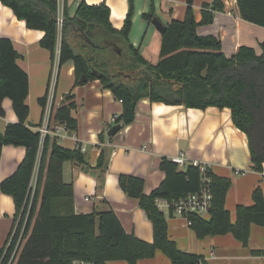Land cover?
I'll return each mask as SVG.
<instances>
[{"label":"trees","instance_id":"obj_1","mask_svg":"<svg viewBox=\"0 0 264 264\" xmlns=\"http://www.w3.org/2000/svg\"><path fill=\"white\" fill-rule=\"evenodd\" d=\"M0 2L28 28L43 31L39 44L49 51L52 60L59 40L57 66L71 61L75 84L97 79L103 89L111 90L122 103L115 124L123 127L133 122L141 98L199 109L227 107L234 126L246 134L251 169L260 168L264 161V42L260 43V54L251 47L238 46L228 57L217 37L197 34L196 27L210 23L212 12L222 7L220 0L202 4L199 22L193 18V1L185 0L183 20H171L160 33V54L154 64L129 42L132 0H128V11L118 29L113 28L104 2L88 4L81 0L70 13L64 0L61 24L57 22V0ZM236 2L243 20L264 28V0ZM142 17L152 21L156 17L153 7ZM17 57L12 40L0 37V116L4 115L2 100L8 97L17 117V122H9L0 130V151L7 144L24 147V157L15 171L0 182V190L11 195L15 206L10 233L0 246V264H107L115 260L138 264L141 258L153 257L158 249L172 264H211L199 254L182 251L169 239L166 215L157 204L158 199L168 203L185 199L204 187L212 197L208 216L187 215L188 226L198 239L230 233L241 245L248 246L250 226L264 227V186L254 188L251 205L235 207L232 222L225 207L226 193L232 185L229 178L216 175L208 166L204 170L191 162L180 166L165 156L158 164L164 177L148 194L144 193L141 177L118 176L122 191L138 201L151 221L152 242L123 229L110 207L74 213L73 185L63 179V163L74 162L93 174L97 186L102 187L110 149L100 146L96 164L89 166L80 144L68 149L59 144V136L46 134L41 139L26 121L28 75L17 65ZM82 76L85 82H79ZM47 97L46 92L37 100L42 113ZM75 107L72 92L64 94L57 105L52 103L48 128L53 130L60 124L68 132H76ZM104 136L99 134L100 143ZM168 212L172 213L171 206Z\"/></svg>","mask_w":264,"mask_h":264},{"label":"crops","instance_id":"obj_2","mask_svg":"<svg viewBox=\"0 0 264 264\" xmlns=\"http://www.w3.org/2000/svg\"><path fill=\"white\" fill-rule=\"evenodd\" d=\"M88 4L104 2L109 7V20L113 28L118 29L124 22L128 11L127 0H84ZM193 18L201 20L203 3L212 0H192ZM222 7L212 12V21L199 24L196 33L212 35L220 40L221 50L231 56L238 46H247L261 53L260 43L264 42V28L247 22L239 15L236 0H220ZM133 13L128 33L129 42L149 62L159 59L161 43L160 32L152 21L143 19L153 7L154 14L165 26L171 20H183L185 0H132ZM70 13L75 5L68 0ZM43 31L30 29L23 19H18L12 9L0 2V37L12 40L17 53L16 63L28 75L29 106L27 123L37 130L43 117L49 119L52 103L57 105L62 96L72 92L76 103L72 111L78 121L76 132H65L62 125L56 124L59 144L73 149L78 144L89 166L96 164L100 146L110 150L103 186H97L93 174L85 172L74 162L66 161L62 165L63 179L73 185L74 213H91L110 207L118 216L123 229L132 232L138 239L152 242L151 221L138 201L126 195L119 186L118 176L129 174L141 177L144 181V193L148 194L160 184L164 177L159 168V160L165 156L174 159L182 155L184 164L197 162L205 164L216 175L232 181L226 193L225 207L230 212L231 221H235V207L238 204L251 205L252 191L260 183L259 175L251 169L249 147L246 134L232 123L227 107L205 108L184 107L183 105L164 104L141 98L137 102L134 121L121 127L112 136L106 135L109 126L115 124V117L121 113L122 103L116 100L108 88H102L97 79L75 84L71 61L57 66L59 40L52 60L49 51L40 46ZM47 92L48 97L44 113L37 100ZM4 115L0 116V130L7 123L17 122L11 100L6 97L1 103ZM99 134L105 135L100 143ZM24 157V147L12 144L3 145L0 151V182L11 175ZM36 174L30 185L34 187ZM15 206L11 195L0 190V246L8 238ZM166 215L168 237L182 251L201 255L211 264H264V227L250 226L248 246L241 245L230 234L206 236L198 239L186 223L183 216ZM252 251L254 253H252ZM107 264H126L121 260ZM138 264H172L157 250L151 258H141Z\"/></svg>","mask_w":264,"mask_h":264},{"label":"built area","instance_id":"obj_3","mask_svg":"<svg viewBox=\"0 0 264 264\" xmlns=\"http://www.w3.org/2000/svg\"><path fill=\"white\" fill-rule=\"evenodd\" d=\"M58 1V6H59V14L57 17V22L58 24H61V18H62V9H63V3L64 0H57ZM73 5L77 6V4L81 1V0H70ZM68 2V0H67ZM48 115H46V117H43V121L42 123H40L39 127L37 128V131L39 132V135L41 137V139L43 138V136H45L46 134H50V135H55L58 136L60 135L56 130L54 131H50V129L48 128V119H47ZM62 129L68 133V131L63 127L62 125ZM178 165L180 166H184V159L182 157V155H178L176 157H174L173 159ZM194 165H200L201 166V170H204L206 165L204 164H199L197 162H191ZM258 175H259V179H260V183L261 185L264 186V161L261 162V166L259 169L256 170ZM211 194L209 192V190L207 189V187L201 188L198 192L195 193H191L189 194V196H187L185 199H180L177 201H173L172 203H168L165 200L162 199H158L157 200V204L158 207L160 209H166L168 210L169 206L172 207V214H178L184 217V219L186 220L187 225H189L190 221L187 218V215L189 213H195L198 214L199 216L205 218V216H208V211L210 208V204H211Z\"/></svg>","mask_w":264,"mask_h":264},{"label":"water","instance_id":"obj_4","mask_svg":"<svg viewBox=\"0 0 264 264\" xmlns=\"http://www.w3.org/2000/svg\"><path fill=\"white\" fill-rule=\"evenodd\" d=\"M152 23L155 25L156 29L160 32L163 33L166 29V26L164 24H162V22L157 19L156 17L152 18ZM86 78L84 76H82L79 79V82H85ZM121 128L120 124H114L111 127L108 128V130L106 131V135L108 136H112L113 134H115L116 132H118Z\"/></svg>","mask_w":264,"mask_h":264},{"label":"rangeland","instance_id":"obj_5","mask_svg":"<svg viewBox=\"0 0 264 264\" xmlns=\"http://www.w3.org/2000/svg\"><path fill=\"white\" fill-rule=\"evenodd\" d=\"M127 2H128V0H127Z\"/></svg>","mask_w":264,"mask_h":264}]
</instances>
